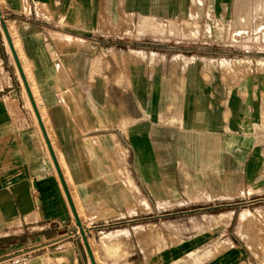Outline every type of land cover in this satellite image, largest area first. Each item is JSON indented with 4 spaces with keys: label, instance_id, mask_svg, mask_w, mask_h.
<instances>
[{
    "label": "crops",
    "instance_id": "1",
    "mask_svg": "<svg viewBox=\"0 0 264 264\" xmlns=\"http://www.w3.org/2000/svg\"><path fill=\"white\" fill-rule=\"evenodd\" d=\"M5 3L26 61L11 63L25 81L29 66L56 150L40 113L38 126L12 94L22 85L15 70L0 89V259L37 247L23 264H99L92 240L108 264H195L193 249L198 264L264 262L237 207L264 202L259 76L230 88L200 46L191 55L176 37L164 53L162 38L127 29L140 17L185 15L190 0ZM0 59L5 69L1 49ZM138 217L149 221L95 233Z\"/></svg>",
    "mask_w": 264,
    "mask_h": 264
},
{
    "label": "rangeland",
    "instance_id": "2",
    "mask_svg": "<svg viewBox=\"0 0 264 264\" xmlns=\"http://www.w3.org/2000/svg\"><path fill=\"white\" fill-rule=\"evenodd\" d=\"M189 5L190 11H187L185 15L175 13V15L172 16L171 14L169 17L161 15L154 16L152 20L154 19L155 22H145L142 24V19L140 17L137 20H131L128 23L127 29L129 31L140 30L145 34H149L148 36L151 35L158 39L162 38L163 40L161 41L154 40L156 43L155 46L160 50H163L165 47L170 48L168 42H170L171 39L184 37L186 39V44L189 46L188 48L191 50L189 54H195L198 46H200V49L204 52L203 55L214 63V67L217 68V72L221 75L226 86L232 88L240 84L242 79L247 75L254 74L259 76L257 86L264 88V0H190ZM10 17L11 14L6 6L5 0H0V49L7 58L4 62L5 69L1 68L0 70V89L3 87L7 90L6 86L12 84V82L10 83V76H12L13 72L16 70L22 85L19 90H16L17 86L14 84L11 88L15 89L12 94L19 95L22 104L29 112L32 111V115L37 123L32 106L28 101L30 100V95L26 83H28L29 86V81L31 80L29 66L26 65L27 63L23 65L26 82L22 73L18 71L16 65H14L15 63L13 61L11 63L10 60V57L12 60L14 58L10 45L12 39L14 42H18V56L21 57L23 62H26L22 54V44L18 37V31L12 23H7ZM3 23L6 24V28L2 25ZM9 29L10 34L8 32ZM164 38L169 40L165 41ZM163 51H165L164 53L167 52L166 50ZM178 53V51L172 50L169 57L177 55ZM30 87L29 89L31 93H33V87ZM39 100L41 101V99ZM39 104H41V102H39ZM38 108L42 111L39 105ZM45 127L51 138L53 148L56 150L47 122ZM260 202L262 201L245 200L239 202L237 206L240 209L243 208L242 220L248 221V225L251 224V232L254 236L253 240L254 242L257 240L258 243L254 246L256 254H259V251L264 253V202L262 204ZM78 206L80 207L79 212L81 214V204L79 201ZM244 208L248 209L244 210ZM224 219H227L226 215H224ZM147 221L149 220H147L146 217H138L137 219L135 218L134 221L124 219L118 221L114 220L111 222V225L104 229L96 230L95 233L98 237H101L108 231L121 228L130 222L134 225L145 224ZM141 227V232L144 235L151 234L149 227ZM216 233L217 231L212 225L209 231L212 239L215 237ZM88 243L99 264H108L100 255L101 253H99V248L96 247V242L88 240ZM210 243L213 244L214 241L211 240ZM102 245L107 247L105 241L102 242ZM222 248L223 247L209 246L208 254ZM154 249L157 251L161 248L158 247ZM115 255V251H113V253L107 252V257L111 256L113 258ZM188 258L193 259L195 264H198L201 260L199 250H191L188 254ZM260 264H264V262Z\"/></svg>",
    "mask_w": 264,
    "mask_h": 264
},
{
    "label": "built area",
    "instance_id": "3",
    "mask_svg": "<svg viewBox=\"0 0 264 264\" xmlns=\"http://www.w3.org/2000/svg\"><path fill=\"white\" fill-rule=\"evenodd\" d=\"M1 68H3V61L0 60V70ZM118 220H121V219H117ZM114 220H107V221H104L100 224H97V230H101V229H104L105 227L111 225V222H113ZM78 233H80V235L82 236H87L88 235V232L90 233L91 230L90 229H87V230H81L80 227H79V230H77ZM99 232H103V231H99ZM39 248L37 247H32V248H28V249H25V250H21L19 252H15V253H12L4 258H1L0 259V264H23L27 258H29L30 256L34 255L35 253L39 252Z\"/></svg>",
    "mask_w": 264,
    "mask_h": 264
},
{
    "label": "bare ground",
    "instance_id": "4",
    "mask_svg": "<svg viewBox=\"0 0 264 264\" xmlns=\"http://www.w3.org/2000/svg\"><path fill=\"white\" fill-rule=\"evenodd\" d=\"M3 26H4V28H6V24L5 23H3L2 24ZM11 30H12V27H11ZM8 32H9V34H10V29L8 30ZM8 32L6 31V34L8 35ZM68 39V38H67ZM17 44H18V42L17 41H15L14 42V40H12V41H10V45H11V48H12V53H13V55L17 58V60H18V55H17V53H18V50H17ZM17 51V52H16ZM19 54H20V52H19ZM21 55V54H20ZM18 62H19V60H18ZM24 69V68H23ZM24 73H25V70H24ZM30 73V78H31V80L29 81V86H28V83H26V85H27V87H28V90H29V95H30V100H29V102H30V104H31V106H32V109H33V112H34V114H35V118H36V121H37V123L39 124V126H40V122H39V119H38V115H37V111L40 113V118H41V120H42V123H43V126L45 127V124H46V122H47V120H46V118H45V112H44V108L42 107V106H40V104H39V102H40V97H39V92H38V89H37V87H36V85H35V83L33 82V78H32V73H31V71L29 72ZM28 80V79H27ZM30 84H31V87H30ZM29 87L30 88H32L33 87V93H31V91H30V89H29ZM38 105H39V107L40 108H42L41 110L42 111H40V109L38 108ZM46 130V129H45ZM47 142V141H46ZM61 164V163H60ZM62 171V170H61ZM64 174V173H63ZM64 178H65V174H64ZM65 181H66V179H65ZM66 184H67V182H66ZM63 185V184H62ZM68 185V184H67ZM80 213V212H79ZM74 214V213H73ZM88 243V242H87ZM88 245V247H89V249L91 250V248H90V245H89V243L87 244ZM91 252H92V250H91Z\"/></svg>",
    "mask_w": 264,
    "mask_h": 264
}]
</instances>
